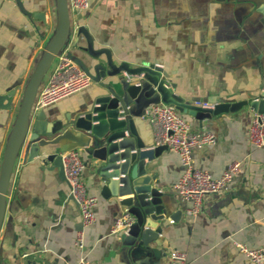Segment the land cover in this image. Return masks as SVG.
<instances>
[{"label":"crops","instance_id":"obj_1","mask_svg":"<svg viewBox=\"0 0 264 264\" xmlns=\"http://www.w3.org/2000/svg\"><path fill=\"white\" fill-rule=\"evenodd\" d=\"M90 1L89 9L74 19L64 46L87 71L94 73V64L105 54L89 53L88 39L79 26L86 27L96 49L109 48L118 63L160 65L171 89L186 98H207L210 104L233 102L258 96L263 89L264 19L253 1ZM37 11H43L45 18L36 16ZM55 24V0H0V94L17 89L12 103L0 106L1 159L24 86ZM96 92L92 80L42 109L50 124L55 119L66 122L67 116L87 107ZM253 112L244 106L202 121L182 114L193 131L216 136L212 143L193 148L196 167L219 176L233 160L242 161L229 189L204 195L196 216L186 214L190 202L174 189L184 171L180 155L166 148L153 160L146 158L147 168L158 179L152 183L165 192L167 205L163 233L149 243L161 252L151 255V261L169 264L170 251L179 249L187 253L185 264H247L237 243L264 247V145L250 143ZM26 148L15 160L6 196L0 264H82V258L100 264H147V257L134 255L112 230L116 208L101 194L83 149L82 176L98 198L97 219L90 226H83L69 185L53 162L45 160V150L41 147L39 155L29 159ZM178 210L180 217L172 219L170 214ZM79 231L84 235L82 247L76 244Z\"/></svg>","mask_w":264,"mask_h":264},{"label":"water","instance_id":"obj_2","mask_svg":"<svg viewBox=\"0 0 264 264\" xmlns=\"http://www.w3.org/2000/svg\"><path fill=\"white\" fill-rule=\"evenodd\" d=\"M250 1L264 19V0ZM55 5L54 31L24 86L0 163V229L14 163L22 147L27 146L29 159L38 156L42 147L46 152L45 160L52 161L53 168H58L59 175L66 181L62 154L72 148H81L86 163L94 168V179L101 187V194L116 208V214L128 211L134 216L132 223L118 232L123 244L131 247L134 255L147 257V264H160L149 257H157L161 249L150 247L149 243L158 240L163 233L167 205L165 192L152 183L158 179L156 173L147 168L146 158L153 160L168 146H154V128L150 117L144 115L147 108L153 103L164 102L173 105L181 114L201 121L244 106L264 113V87L258 96L252 95L250 99L204 105L207 98L190 99L173 91L166 80L167 72L156 63L116 62L109 48L96 49L86 27L79 26L88 39L89 53L94 57L105 54V58L94 64V73L85 69L97 83V92L87 107L72 117L67 116L66 122L55 119L50 124L43 109H34V102L48 70L65 49L75 19L69 0H55ZM34 14L45 18L43 11ZM16 92L17 89H13L0 94V106L12 103ZM180 214V210L174 211L170 217L176 219Z\"/></svg>","mask_w":264,"mask_h":264},{"label":"built area","instance_id":"obj_3","mask_svg":"<svg viewBox=\"0 0 264 264\" xmlns=\"http://www.w3.org/2000/svg\"><path fill=\"white\" fill-rule=\"evenodd\" d=\"M74 18L86 12L90 0H69ZM92 82L90 74L64 49L59 53L48 70L44 82L34 102L36 111L50 103L59 101L74 92L89 86ZM204 105H211L209 102ZM149 116L154 128V146L167 145L177 152L182 160L184 171L175 183L174 189L181 198L190 202L186 209L188 216H196L203 208L204 195L208 193H222L229 189L236 174L242 169V161L235 159L219 176H214L209 170L194 165L192 150L195 146H202L215 141V134L211 131L196 132L191 129L189 121L171 104L160 102L151 104L145 114ZM249 139L253 146L264 145V113L253 112L249 126ZM64 172L69 185L70 196L77 202L83 226H90L96 222L95 206L98 198L89 192L82 170L85 166L80 148H72L63 152ZM1 163V157H0ZM134 220L128 212H120L113 224L112 230H125ZM76 244L84 245L83 231L77 233ZM239 250L247 257V264H264V247L251 248L243 242H238ZM169 264H185L187 253L179 249L170 251ZM82 264H100L86 258Z\"/></svg>","mask_w":264,"mask_h":264}]
</instances>
